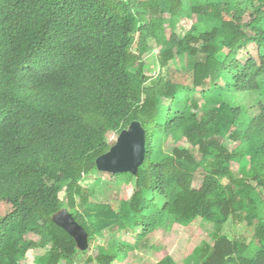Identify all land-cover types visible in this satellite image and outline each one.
Returning <instances> with one entry per match:
<instances>
[{
    "label": "trees",
    "instance_id": "trees-1",
    "mask_svg": "<svg viewBox=\"0 0 264 264\" xmlns=\"http://www.w3.org/2000/svg\"><path fill=\"white\" fill-rule=\"evenodd\" d=\"M235 94L264 97V0H0V264H119L133 246L95 235L116 224L140 242L164 218L213 224L189 264H264V104ZM133 121L137 173L97 170ZM60 209L86 250L52 221Z\"/></svg>",
    "mask_w": 264,
    "mask_h": 264
},
{
    "label": "rangeland",
    "instance_id": "rangeland-1",
    "mask_svg": "<svg viewBox=\"0 0 264 264\" xmlns=\"http://www.w3.org/2000/svg\"><path fill=\"white\" fill-rule=\"evenodd\" d=\"M158 51L159 47H153V50L143 55L145 58L144 73L147 76L153 75L156 71L155 63L151 59L150 54H157ZM196 97L200 98L199 95H196ZM256 99V96L236 94L234 95L232 102L236 105H246L248 107H250L252 103V106L256 105V103L264 104V97H260L259 101H256ZM116 138L117 137L114 134H109L107 137V139H110L111 141L116 140ZM168 142L171 141L169 140ZM227 146L230 147V143ZM199 185L200 180H197L194 183V186L198 187ZM98 189L99 187L97 190ZM122 189L118 192L120 196L122 195ZM108 194L112 198H115L110 193ZM154 202H157L156 199H154ZM157 206L161 208L162 205L157 204ZM115 227L117 228V225L113 224L102 229V236H99L97 233V235H95L97 237L95 242L98 241V243H103V241H105V244L107 243V245L111 246L113 249L115 246L119 248L122 244L133 246V249L127 250V252L126 246L125 249L118 250L120 253L118 256L119 264H159L161 258L166 254L169 255L176 264H189L190 262L188 259L192 256L191 253L200 249L204 242L207 243L210 240L213 230L212 223L203 221L200 218L195 219L193 223L186 227L174 225L170 223L167 218H164L162 225L158 229L149 233L139 242L137 241V238L138 235L141 234V228L113 229ZM225 235L229 238H232L233 236H235V238L238 237L245 243H248L250 239V229L227 224ZM28 238L33 241H38L39 239L32 233H29ZM95 242L89 246V255L92 257H96L99 254V248H97L99 244ZM43 253L44 249H35L31 256L39 257ZM30 260L28 262L24 260L21 264H35Z\"/></svg>",
    "mask_w": 264,
    "mask_h": 264
},
{
    "label": "water",
    "instance_id": "water-1",
    "mask_svg": "<svg viewBox=\"0 0 264 264\" xmlns=\"http://www.w3.org/2000/svg\"><path fill=\"white\" fill-rule=\"evenodd\" d=\"M145 156V131L138 121H133L122 130L115 143L96 159V167L109 173L129 172L136 174ZM52 221L62 228L75 242L80 251L88 248V235L67 209L52 215Z\"/></svg>",
    "mask_w": 264,
    "mask_h": 264
},
{
    "label": "clouds",
    "instance_id": "clouds-1",
    "mask_svg": "<svg viewBox=\"0 0 264 264\" xmlns=\"http://www.w3.org/2000/svg\"><path fill=\"white\" fill-rule=\"evenodd\" d=\"M202 89H204V87L202 88ZM236 95V94H235ZM233 99H234V97H233ZM232 99V100H233ZM232 104H234V102H232ZM237 106H239V105H237ZM144 129V128H143ZM145 131V130H144ZM118 137V136H117ZM117 139V138H116ZM114 141H116V140H114ZM145 143H146V140H145ZM97 168V167H96ZM98 170V169H97ZM100 171V170H99ZM105 172V171H104ZM109 173V172H108ZM124 173V172H123ZM129 173V172H128ZM111 174H116V173H111ZM132 174V173H131ZM199 187V186H198ZM69 212V211H68Z\"/></svg>",
    "mask_w": 264,
    "mask_h": 264
}]
</instances>
